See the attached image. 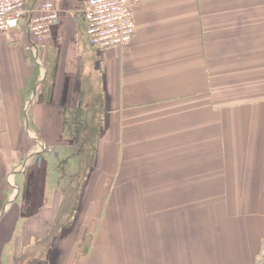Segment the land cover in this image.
Masks as SVG:
<instances>
[{"label":"crops","instance_id":"1","mask_svg":"<svg viewBox=\"0 0 264 264\" xmlns=\"http://www.w3.org/2000/svg\"><path fill=\"white\" fill-rule=\"evenodd\" d=\"M43 1L0 33V264H264V0H131L103 49Z\"/></svg>","mask_w":264,"mask_h":264},{"label":"built area","instance_id":"2","mask_svg":"<svg viewBox=\"0 0 264 264\" xmlns=\"http://www.w3.org/2000/svg\"><path fill=\"white\" fill-rule=\"evenodd\" d=\"M82 13L89 42L94 46H124L134 37L131 0H83ZM57 16L58 9L52 1L26 8L25 0H0V33L22 25L30 38L25 49L34 54L35 45L44 42Z\"/></svg>","mask_w":264,"mask_h":264},{"label":"rangeland","instance_id":"3","mask_svg":"<svg viewBox=\"0 0 264 264\" xmlns=\"http://www.w3.org/2000/svg\"><path fill=\"white\" fill-rule=\"evenodd\" d=\"M231 161L233 163L234 159L232 158ZM227 162L228 158H205L203 166L205 168V172H210L211 170L213 171L218 168L222 169L221 171L225 172L228 168L227 165H229V163ZM261 253L264 254V251L262 252L261 250L260 254Z\"/></svg>","mask_w":264,"mask_h":264},{"label":"trees","instance_id":"4","mask_svg":"<svg viewBox=\"0 0 264 264\" xmlns=\"http://www.w3.org/2000/svg\"><path fill=\"white\" fill-rule=\"evenodd\" d=\"M81 247H82V252L85 253L86 252V247H87V242H85V243L83 242V244L81 245Z\"/></svg>","mask_w":264,"mask_h":264}]
</instances>
